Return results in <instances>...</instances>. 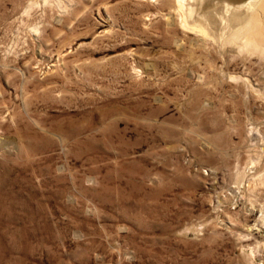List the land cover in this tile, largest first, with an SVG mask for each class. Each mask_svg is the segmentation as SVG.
I'll return each mask as SVG.
<instances>
[{
	"label": "rangeland",
	"instance_id": "rangeland-1",
	"mask_svg": "<svg viewBox=\"0 0 264 264\" xmlns=\"http://www.w3.org/2000/svg\"><path fill=\"white\" fill-rule=\"evenodd\" d=\"M183 1L0 0V264H264V52Z\"/></svg>",
	"mask_w": 264,
	"mask_h": 264
},
{
	"label": "bare ground",
	"instance_id": "bare-ground-1",
	"mask_svg": "<svg viewBox=\"0 0 264 264\" xmlns=\"http://www.w3.org/2000/svg\"><path fill=\"white\" fill-rule=\"evenodd\" d=\"M177 1L179 2V6L182 8L184 5H182L181 1L183 0ZM219 7H221L219 12L222 11L221 14L218 13L219 16L217 17L221 26V39L225 40L227 43L237 46L238 48H246L251 52L254 51L253 53H255V51L264 52V0H244L237 3L233 2V0H223L219 4ZM210 11H208V14H211ZM212 14L214 15L216 13L213 12ZM209 17L206 16V13L199 16L198 20L196 19V22L192 24L193 28L191 26L193 31L195 29V32H200L201 35L203 34L202 36H207L209 34L208 32L212 33L209 30V28H211V25H209V21L211 20H208ZM183 23L185 24V21ZM218 36L219 34H217V37ZM218 41L220 40L218 39ZM250 51H248V53ZM258 54L260 55L261 53Z\"/></svg>",
	"mask_w": 264,
	"mask_h": 264
}]
</instances>
